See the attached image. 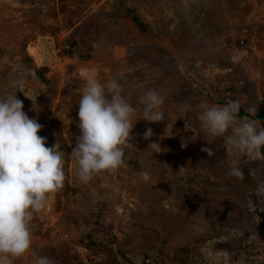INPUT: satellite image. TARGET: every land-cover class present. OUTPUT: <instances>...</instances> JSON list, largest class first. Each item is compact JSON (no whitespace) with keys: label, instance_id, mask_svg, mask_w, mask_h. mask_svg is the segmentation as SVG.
Returning <instances> with one entry per match:
<instances>
[{"label":"rangeland","instance_id":"rangeland-1","mask_svg":"<svg viewBox=\"0 0 264 264\" xmlns=\"http://www.w3.org/2000/svg\"><path fill=\"white\" fill-rule=\"evenodd\" d=\"M88 69L102 83L119 80L138 109L134 123L149 89L166 117L138 121L123 164L84 184L71 153ZM14 93L46 146L60 144L65 181L34 214L31 248L13 264H208L205 245L227 251L226 264H264V157H230L198 120L202 104L234 100L259 112L264 0H0V98ZM233 158L243 179L228 174Z\"/></svg>","mask_w":264,"mask_h":264},{"label":"clouds","instance_id":"clouds-1","mask_svg":"<svg viewBox=\"0 0 264 264\" xmlns=\"http://www.w3.org/2000/svg\"><path fill=\"white\" fill-rule=\"evenodd\" d=\"M80 76L84 82L78 102L81 135L71 154L78 165L79 181L87 184L94 176L114 171L123 164L124 145L138 121L163 122L166 115L162 111L163 96L149 89L139 100L141 119L134 123L138 109L123 94L118 79L102 83L91 69L81 71ZM22 86L23 82L17 81V87ZM200 107L198 120L202 131L213 141L222 139L230 157H252L264 149V127L258 128L259 122L248 116L240 117L238 101ZM248 112L252 114L255 109L249 108ZM169 127L171 122L166 131ZM42 128L26 114L17 93L0 98V264H13L29 252L32 243L29 225L34 214L43 210L50 194L64 185V153L58 142L46 146V137L39 135ZM152 136L153 130L147 128L144 138ZM149 150L161 152L160 144L151 143ZM203 151L209 157L214 155L211 148ZM228 174L243 179L238 159H232ZM142 176L145 181L149 179L147 172H142ZM256 194L264 195V182L258 183ZM201 251L208 264H226L229 256L227 251L209 245ZM35 264L54 262L41 256Z\"/></svg>","mask_w":264,"mask_h":264},{"label":"trees","instance_id":"trees-1","mask_svg":"<svg viewBox=\"0 0 264 264\" xmlns=\"http://www.w3.org/2000/svg\"><path fill=\"white\" fill-rule=\"evenodd\" d=\"M135 21L138 22L139 19L137 17H135ZM245 116H248L250 119H254V120L258 121L259 124L262 127H264V101L260 107L259 112L256 115H251L241 108L240 117H245ZM261 154L264 157V149L261 150ZM258 233H259V236L264 240V213L261 215V222L259 223ZM89 242L91 244V240H89ZM87 245H89V244H87Z\"/></svg>","mask_w":264,"mask_h":264},{"label":"bare ground","instance_id":"bare-ground-1","mask_svg":"<svg viewBox=\"0 0 264 264\" xmlns=\"http://www.w3.org/2000/svg\"><path fill=\"white\" fill-rule=\"evenodd\" d=\"M30 50L32 51L31 53L34 54L38 58L39 62L43 63L47 61L46 56L42 55L41 53H37L36 49L31 48Z\"/></svg>","mask_w":264,"mask_h":264}]
</instances>
